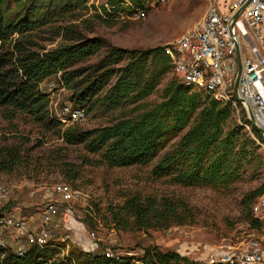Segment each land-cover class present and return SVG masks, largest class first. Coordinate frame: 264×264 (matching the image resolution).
<instances>
[{
    "label": "trees",
    "instance_id": "trees-1",
    "mask_svg": "<svg viewBox=\"0 0 264 264\" xmlns=\"http://www.w3.org/2000/svg\"><path fill=\"white\" fill-rule=\"evenodd\" d=\"M88 1L14 0L19 8L10 17L6 0H0V108L6 119L21 115L47 131L57 130L64 144L83 146L98 157V165L108 168L149 163L179 137L154 163L150 174L184 187L225 189L252 166H261L256 141L264 143L262 135L249 121L253 138L241 126L226 130L234 113L230 104L192 91L176 74L166 82L160 102H145L173 71L163 47L123 49L89 36L94 33L95 20L108 21L107 17L115 21L122 14H131L133 8L141 6L138 0H130L129 8L119 5L125 0H107L109 10L101 6L99 14L75 23L86 15L82 11L88 9ZM51 23H59L52 30L63 42L50 50L38 48L34 33ZM94 56L98 57L96 63L77 67ZM52 78L71 92L73 109H81L86 115L95 110L122 112L102 127L83 129L75 122L62 130V123L49 115V95L40 89ZM21 162L20 148L0 149V174L12 172ZM263 195L264 184L241 204L252 214L251 204ZM11 207L9 204L6 211ZM117 211L118 216L125 217V221L115 218L117 227L126 228L131 223L140 231L168 229L194 220L184 202L169 198L133 196ZM251 225L259 228L256 220H251ZM52 245L57 248L30 246L21 257L0 248V264H44L48 260L51 264H202L155 247L144 249L140 258H108L70 245L67 256L55 259L64 245Z\"/></svg>",
    "mask_w": 264,
    "mask_h": 264
},
{
    "label": "rangeland",
    "instance_id": "rangeland-1",
    "mask_svg": "<svg viewBox=\"0 0 264 264\" xmlns=\"http://www.w3.org/2000/svg\"><path fill=\"white\" fill-rule=\"evenodd\" d=\"M107 0H89L86 15L75 21L99 14L100 7H109ZM209 0H173L164 6L151 7L149 2H140L139 8H133L131 14H122L118 20H95L94 33L106 44L123 49H147L165 47L171 40L189 30L193 23L205 13ZM10 17L19 8L14 0H6ZM130 0L119 3L129 8ZM136 9H144L143 19H133ZM103 18V19H104ZM46 25L34 33V42L38 48L50 50L63 41L53 33V26ZM37 48V47H36ZM98 61L91 57L77 67H85ZM176 77L172 71L156 91L146 99L153 105L162 99V89L166 82ZM55 87L50 89V84ZM43 93L49 95V115L60 112L64 106L73 109L71 92L57 85L54 78L40 85ZM122 110L102 113L95 110L85 114L78 121L83 129L102 127L117 118ZM246 113H233L225 129L241 126L251 138L250 125ZM250 123V122H249ZM73 123L62 124L65 129ZM179 138V137H178ZM172 140L157 157L149 163L126 168H108L98 165V157L87 153L83 146H69L62 142L57 130H46L25 116L18 115L8 120L0 108V149L9 146L20 148L22 162L10 173L0 174V184L14 187L10 205L14 213L32 225L40 223V195L43 185L67 183L80 193V199L69 205L59 206L54 220L46 229L57 240L69 236L68 245L84 252L103 254L112 252L115 256L140 258L143 250L155 247L159 251H173L191 261L202 264H220L219 259L226 252L247 241L252 233L264 235V213L250 214L242 206V201L264 184V143L256 141L260 147L257 154L261 157V166H252L235 183L225 189L210 187H184L173 184L168 178L156 179L150 170L154 163L175 144ZM73 177L70 179L69 177ZM36 190V197L28 198L29 186ZM133 196L156 199L169 198L184 202L192 211L194 220L190 224L171 226L168 229H150L140 231L131 223L126 228L117 227L115 218L117 209ZM253 204V203H252ZM251 204V206H253ZM117 216V217H116ZM127 220V219H126ZM256 220L261 228L251 225ZM131 222V220H130ZM10 240L9 237H7ZM59 256H55V259Z\"/></svg>",
    "mask_w": 264,
    "mask_h": 264
},
{
    "label": "built area",
    "instance_id": "built-area-1",
    "mask_svg": "<svg viewBox=\"0 0 264 264\" xmlns=\"http://www.w3.org/2000/svg\"><path fill=\"white\" fill-rule=\"evenodd\" d=\"M127 1V0H125ZM149 2L151 7L164 6L173 0H138ZM128 6L131 3H127ZM132 7V5H131ZM133 19H143L144 9H136ZM238 16L234 20V16ZM173 66V72L180 77L181 83L194 92H201L220 104H230L237 113L238 103L245 111L250 109L255 124L263 131L264 139V0H232L227 11L222 13L209 0L204 15L194 22L184 33L174 37L164 47ZM238 101L234 96V82L238 72ZM55 87L50 84V89ZM62 124L75 123L84 118V111L64 106L60 112L53 114ZM264 177V172H263ZM28 198L36 197V190L29 186ZM14 187L0 184V248L6 253L23 256L30 246L40 248L62 244L57 256H67L69 236L57 240L46 226L54 220L62 205H69L80 199V193L74 191L67 183L43 185L40 195V223L30 224L18 217L11 208ZM253 213H264V195L252 206ZM10 240H8V238ZM52 243V244H50ZM220 257V264H264V235L252 233L247 241ZM1 255V258L4 257ZM105 257L115 256L105 251ZM44 264H51L48 260Z\"/></svg>",
    "mask_w": 264,
    "mask_h": 264
},
{
    "label": "water",
    "instance_id": "water-1",
    "mask_svg": "<svg viewBox=\"0 0 264 264\" xmlns=\"http://www.w3.org/2000/svg\"><path fill=\"white\" fill-rule=\"evenodd\" d=\"M239 13H237L235 16H234V20L236 19V17L238 16ZM240 72H241V68H240V64H239V61H238V72H237V77H236V80L234 82V96L235 98L241 102V99L239 98L238 94H237V85H238V78H239V75H240ZM247 113H248V120L251 124V126L257 130L261 135L263 134V131L255 124L253 118H252V115H251V111L250 109L247 110Z\"/></svg>",
    "mask_w": 264,
    "mask_h": 264
},
{
    "label": "crops",
    "instance_id": "crops-1",
    "mask_svg": "<svg viewBox=\"0 0 264 264\" xmlns=\"http://www.w3.org/2000/svg\"><path fill=\"white\" fill-rule=\"evenodd\" d=\"M232 0H214V3L216 4V6L220 9V11L222 13H225L227 11V7L228 4L231 2ZM196 22V21H195ZM194 24V23H193ZM192 27V26H191ZM260 226L262 227V225L260 224ZM259 227V228H261Z\"/></svg>",
    "mask_w": 264,
    "mask_h": 264
}]
</instances>
